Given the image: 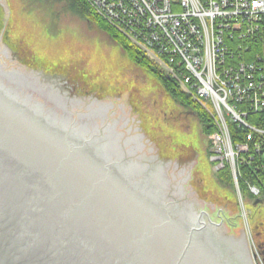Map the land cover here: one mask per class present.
Returning <instances> with one entry per match:
<instances>
[{"label": "water", "instance_id": "obj_1", "mask_svg": "<svg viewBox=\"0 0 264 264\" xmlns=\"http://www.w3.org/2000/svg\"><path fill=\"white\" fill-rule=\"evenodd\" d=\"M194 164L127 95L83 96L0 41V264H254L243 233L209 221Z\"/></svg>", "mask_w": 264, "mask_h": 264}, {"label": "rangeland", "instance_id": "obj_2", "mask_svg": "<svg viewBox=\"0 0 264 264\" xmlns=\"http://www.w3.org/2000/svg\"><path fill=\"white\" fill-rule=\"evenodd\" d=\"M83 1L139 50L142 49L141 40L146 43L154 36L153 45L143 46L142 50L168 77L178 81L182 92L191 97L193 105H186L168 92L155 74L133 61L107 30L94 20L88 19L81 9L73 5V0H0V41L12 54L15 52L13 56L21 66L51 76H63L64 79L72 81L83 96L111 98L125 94L130 97L144 130L159 147L173 155L194 158L195 164L190 177L191 189L204 201L209 221L214 224L224 221L225 227L228 226L240 236L243 233L249 243L253 263L264 264V192L261 187L250 182V195L240 192L237 188L238 178L236 179L232 170V156L227 151L230 147L226 144L227 137H231L229 143L236 150L231 125L234 123L240 128L245 127L251 114L248 117L243 113L240 116L235 115L220 101L219 96L216 97L212 92L202 96L200 91L193 90L194 78L201 87L205 83L200 80V75L196 76L191 70L195 61L185 58L183 50L176 48L177 43L182 40L168 36L167 44L164 38L157 35L159 30L166 31L165 27H168L167 21L166 26L160 29L152 24L153 14L158 11L154 0H125L126 4H130L128 7L119 6V0ZM100 1L107 2L106 6H102ZM170 2L163 0L159 6L168 14V20L175 15L171 11L181 13V7L186 10L182 0L178 5L171 3L172 7ZM232 2L238 5L235 0ZM113 4L115 7L110 9ZM164 5L169 6L168 10ZM208 9L213 8L208 6ZM249 12L252 17L255 16V12ZM197 17L198 21H194L201 26L199 35L201 42L203 40L205 56L206 42L211 36L210 41L214 43L217 28L216 24L210 23L214 17H208L206 22ZM219 21L222 22L224 31L223 39L217 44L214 43L218 53L215 62L218 77L225 72L222 67L226 58L223 45L226 38L233 39L225 35L228 19L215 20L216 23ZM205 23L209 25V30L204 27ZM183 26L188 27L187 33L180 35H183V39L192 40L190 32H194L196 27L192 28L188 22ZM239 36L236 35L235 40L242 41ZM160 44H165L169 50L160 53ZM231 44L234 49L235 46ZM190 48L191 51H196L198 47ZM163 54L170 57L169 67L163 66ZM199 71L207 72L204 67H200ZM211 76L212 73L208 75ZM187 77L190 78L189 82ZM231 81L229 79V84ZM224 83L226 87L225 79ZM198 108L213 118L216 125L214 132L206 133ZM252 112L250 109L249 113ZM258 134L256 130L252 136L256 137ZM219 136L223 139L222 144L217 143L216 137ZM247 139L250 141L251 137L247 136ZM237 154L239 152H236V156ZM240 156L243 157L241 151ZM226 168L230 170V175L229 172L227 176L224 175L227 173ZM241 196H244V201Z\"/></svg>", "mask_w": 264, "mask_h": 264}, {"label": "built area", "instance_id": "obj_3", "mask_svg": "<svg viewBox=\"0 0 264 264\" xmlns=\"http://www.w3.org/2000/svg\"><path fill=\"white\" fill-rule=\"evenodd\" d=\"M138 1L139 0H137V2ZM154 1L158 6V11L156 10L153 14L154 18L152 24L160 29L166 26L165 21H167L168 27H165L166 31L163 29L159 30L157 35L164 38L167 44H169L168 36L171 38L175 37V39L179 37L182 41L177 43L178 47L176 48L183 50L185 58L195 61L194 67L191 70H193L195 75H200V80L205 83V86L201 87L199 81L194 78L193 90L196 91L197 89L202 96L209 95L211 92L216 97L219 96L218 98L221 99L220 101H222L235 115L239 114L240 116L243 113V115L248 117L253 112H264V48L262 52L255 48L257 44H264V37H260L258 34L260 30L262 31V29H264V0H235L238 5H235L232 0H182V4H185L184 7L187 11L182 7L179 8L180 11H183L181 13L171 11V13L175 15L170 20L167 19L168 14H166L165 10L159 7L163 0ZM180 1L181 0H171L170 2L169 0L170 5L171 3L178 5ZM100 4L105 7L107 2L100 1ZM166 4L169 5L168 3ZM119 6L128 7L130 4H126L125 0H119ZM208 6H211L213 9H208ZM112 7H115L114 4L109 8L112 9ZM143 7L146 10V6L144 5ZM164 8L168 10L169 6L166 7L164 5ZM139 11L140 10H138V13ZM249 11L255 12V16L252 17ZM197 16H199L203 22H206L207 18L210 16L214 17L210 23L216 24L217 28L215 32L217 38L214 39L215 44L223 39L224 31L222 22L219 21L216 23L215 20L219 18L224 21L228 19L229 21L228 27L225 28V35H229L233 39L229 37L226 38L225 45H223V53L226 58L222 62V67L225 72L219 77L217 75V68L215 67V62L218 58L217 47L210 41L211 36H209V40L206 42V55L203 56V40L201 42V36L199 35L201 26L195 22L198 21ZM185 22H188L192 28L196 27L194 32H190L193 37L192 40L183 39V35H180L181 33H187L186 30L188 27L183 26ZM157 23L159 25H157ZM149 25H151V23H149ZM204 25V27L209 30V25L207 23ZM190 30L189 28V31ZM236 35H240L239 38L242 39V41L235 40ZM152 38L146 43H143L141 40V48L143 49V46H152L155 39L154 36H152ZM244 39H246V41ZM231 43L235 46L234 49L230 46ZM190 46L198 48L196 51H191ZM159 47L161 49L160 53H165V51L169 50L165 44H160ZM180 49L178 50L181 52ZM174 51H172V53H174ZM164 55L166 57H164ZM162 60L163 66L169 67L171 65L169 55L163 54ZM173 62L174 61H172V63ZM200 67H204L207 72H200ZM210 73H212V76L208 77ZM224 79L227 83L226 87L224 86ZM229 79H232L230 84L228 82ZM189 80L190 78L187 77V82H189ZM206 81H208V83H206ZM250 109L253 110L252 113H249ZM248 119L250 120V117H248ZM250 121H247L248 123L245 122V127L248 129L246 131L247 136L248 138L251 137L250 141L246 139L244 143L238 144L235 150L234 145L230 147L231 144L229 143V139L231 137L228 136L226 140L227 146L230 147V149L227 148V151H229L232 156V170L236 179H239V167L246 162L258 159L260 164L256 165L258 168L264 169V126L254 124L253 121ZM256 130L259 134L253 137L252 135ZM218 138L219 141H217V143L222 144V137L219 136ZM240 147L243 149L239 150ZM240 151L243 153V157L240 156ZM236 152H239V154H237L238 156H236ZM256 189L258 190V188Z\"/></svg>", "mask_w": 264, "mask_h": 264}, {"label": "trees", "instance_id": "obj_4", "mask_svg": "<svg viewBox=\"0 0 264 264\" xmlns=\"http://www.w3.org/2000/svg\"><path fill=\"white\" fill-rule=\"evenodd\" d=\"M73 5L77 6L79 9H81V12L88 17L90 20H94L97 22L104 30H107L115 40L118 41L122 45V48L124 51L128 52L130 58H132L133 61H136L139 65L144 66L148 71H150L152 74H155L158 79L163 83L164 87L170 92L174 97H177L179 100H181L186 105H193V101L191 97L180 89V85L178 81L172 79L171 77H168L164 71H162L158 65L152 60L148 58L144 50H139L137 47H135L129 40H127L120 32H117L116 29H114L111 25H109L108 22H106L104 19H102L98 14H95L92 9H90L89 6H87V3L83 0H73ZM72 5V6H73ZM260 37H264V29L260 32H258ZM256 50H259L260 52L263 51L264 44H257L255 47ZM243 56V55H241ZM197 109V107H196ZM200 119L202 123L205 125V131L206 133L210 134V132H214L216 129V125L213 122V118L208 114L202 111L200 108H198ZM250 120L253 121L254 124L264 126V112H257L250 115ZM208 128V129H207ZM231 133L233 141L236 142L240 140V142L244 143L247 139V133L245 127L240 128L237 124L232 123L231 125ZM256 164H260L259 160L246 162L245 164L241 165V169L239 170V184L240 187H242V194H249V187L248 182L255 184V186L261 187L262 191L264 192V169L258 168ZM226 170V175L230 170L228 168ZM228 175V177H229ZM250 195V194H249Z\"/></svg>", "mask_w": 264, "mask_h": 264}, {"label": "bare ground", "instance_id": "obj_5", "mask_svg": "<svg viewBox=\"0 0 264 264\" xmlns=\"http://www.w3.org/2000/svg\"><path fill=\"white\" fill-rule=\"evenodd\" d=\"M13 54H15V52H13ZM33 70L37 71L36 69H33ZM41 72H43V71H41ZM58 76H59V75H58ZM59 77L62 78V79H64L63 76H59ZM65 80H66V79H65ZM216 140L219 141V138L216 137ZM234 144H236L237 147H238V144H241V142H240V140H238V141L234 142ZM230 147H232V145H230ZM242 149H243L242 147L239 148V150H242ZM237 188L240 190L241 193H243V192H242V191H243V190H242V187H240V184H239V179H238V181H237ZM241 198H242V201L245 200L244 196H241ZM221 221H222V220H221ZM223 222H224V221H222V222H220V223L223 224ZM223 226H224V224H223Z\"/></svg>", "mask_w": 264, "mask_h": 264}]
</instances>
